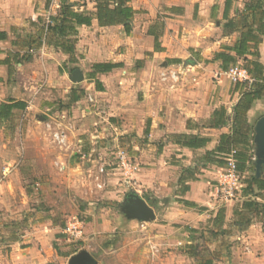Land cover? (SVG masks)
<instances>
[{
	"label": "crops",
	"instance_id": "0c3cea01",
	"mask_svg": "<svg viewBox=\"0 0 264 264\" xmlns=\"http://www.w3.org/2000/svg\"><path fill=\"white\" fill-rule=\"evenodd\" d=\"M20 1L24 0H0V32L7 35L0 39V104L14 100L27 103V107L14 110L12 118L1 123L2 132L14 128L15 140L20 141L22 127L33 124L29 120L32 110L35 120L46 121L35 112L45 110L53 112L46 121L50 130L62 134L65 144L70 139L74 150L79 146V150L88 152L97 139L110 136L112 142L127 140L139 166L135 186L146 191L148 196L144 200L155 211L156 220L150 223L127 220L122 223L123 229L126 234L136 229L160 255L168 248L160 245H181L182 237H189L187 244H192L191 231L199 230L203 224L207 223L216 232L211 221L220 210H224L226 229L232 215L229 204L232 200H226L222 206L218 182L224 168L209 165L202 169L200 180L189 182V191L185 194L178 186L182 169L195 167L197 159L214 150L221 134L228 133L231 126L207 129L201 125L222 106L231 115L240 98L221 63L212 62L215 53L222 51L223 46L232 45L238 37L235 33L224 34L226 0H132L131 5L137 11L132 34L128 37L123 26L101 28L96 20L90 27H80L76 64L69 62L68 55L46 46L29 49L34 46L40 20L46 24L56 16L61 0H51L49 4L48 0H27L36 4L27 13L16 12ZM70 1L77 5L76 10L95 11L94 3L88 0ZM29 15L31 21H27ZM156 38L161 51L155 50ZM259 52L260 62L264 64V41ZM28 54L32 58L20 63ZM86 62L91 65L87 75L80 69L84 80L71 82L69 76L73 71L63 70L62 65L79 66ZM100 63L122 64V67L93 78L92 67ZM72 97L77 98L75 103H70ZM259 103L248 113L249 121ZM181 134L200 135L210 138L211 142L199 150L182 148L172 140V136ZM91 152L82 153L90 157L89 163L84 161L82 165L88 172L95 170L98 157L105 154L101 149L94 156ZM17 158H20L17 163L9 164L13 168L4 178V190L10 186L13 190L22 174L20 165L27 157L20 152ZM170 173L177 179L175 186L170 182ZM111 177L107 178V185L111 187L109 199L119 201L117 195L123 190ZM180 199L190 205L176 201ZM119 221L116 220L121 225ZM103 227L109 229L107 223ZM61 230L50 221L28 231L21 236L24 241L7 244L2 264L55 261L59 253L55 254L54 249L58 252V248L54 245L57 246L55 242ZM139 250L144 255L152 251L146 246ZM164 261L161 259L160 264H165Z\"/></svg>",
	"mask_w": 264,
	"mask_h": 264
},
{
	"label": "rangeland",
	"instance_id": "374dc122",
	"mask_svg": "<svg viewBox=\"0 0 264 264\" xmlns=\"http://www.w3.org/2000/svg\"><path fill=\"white\" fill-rule=\"evenodd\" d=\"M246 1L233 0L232 17L236 16V11L244 8ZM34 7H36L35 3L32 5L27 0L20 1L16 12H32L31 9ZM26 18L27 21L32 20L31 15ZM221 22L223 23V20ZM90 65L91 63L88 62L79 63V67L69 63V65L63 64L62 69L68 72L77 67L87 75ZM40 68L44 69L42 66ZM35 112L38 113V117L47 120L48 115L53 113L45 110L42 112L35 110ZM262 115H264V101H261L257 111L251 114V124L255 125ZM33 116L32 110L29 120L33 121V124L31 127L27 124L22 127L20 141L15 140L14 128L12 130L6 128L2 132L0 123V263H3L2 259L8 250V243L12 240L24 241L22 235L25 236L28 231L51 221L59 225L62 230L57 236L59 240L55 242L58 252L54 249L55 254L59 253V258L49 264H68L70 257L83 250L87 251L97 264H160L161 259H165V264H199L204 259H213L214 264H264V217L260 216L244 232H238L230 226L235 219L233 211L239 210L244 201L242 189L229 203L232 215L226 222L227 234L211 231L206 223L195 234L196 240H192L197 248V258L187 254L189 237H182L181 245L173 246L174 243L160 245L164 249L168 247L167 252L164 251V254L160 255L152 249L150 241L136 229H131L132 232L126 234L122 225L123 222H127L120 210L126 195L136 192L144 198L148 196L146 191L138 186L125 187L120 176L114 173L115 175L110 177L117 180L119 188L123 191L117 195L119 201L110 200L108 195L110 185L103 191L96 189L90 178L92 172H88L82 166L84 161L88 162L89 157L83 160L80 154L90 153L93 150L91 154L94 156L95 153L98 154L99 149L104 150L105 154L98 157V165L105 164L109 169L116 165L115 157L119 149H125L134 161L132 152L135 151L129 146L128 141L112 142L110 136L97 139L93 147L90 145L92 148L88 152L84 149L79 150V146L74 150L75 145H72L70 139L66 144L65 141H57L56 135L60 134L53 129L50 130L47 120L38 121ZM20 152L27 157L20 165L22 174L16 179L13 190L11 186L4 190L2 188L6 181L3 176L4 168L9 164L17 163ZM261 172L263 176L260 177H264V167ZM169 176L171 184L175 186L177 184L175 175L170 173ZM219 196L223 199L222 206H224L226 200L222 194ZM73 218H79L85 224L84 240L76 243L70 242L63 233L65 225ZM117 219L120 220L121 225L117 224ZM104 223L109 225V229L103 227ZM113 228L116 230L113 231ZM139 235L142 236L141 239ZM144 246L152 250L148 255H144V252L139 250Z\"/></svg>",
	"mask_w": 264,
	"mask_h": 264
},
{
	"label": "trees",
	"instance_id": "16d2710c",
	"mask_svg": "<svg viewBox=\"0 0 264 264\" xmlns=\"http://www.w3.org/2000/svg\"><path fill=\"white\" fill-rule=\"evenodd\" d=\"M51 0H48V4ZM87 1V0H86ZM94 3L95 11L87 9L76 10L77 5L70 0H61V7L56 16L50 18L49 23L39 22V32L34 46L29 49H40L44 46L52 48L69 56L71 64L77 63L76 45L78 43V29L80 27L92 26L96 20L101 28L123 26L126 35L129 37L133 30V20L137 11L133 9L132 0H88ZM233 0L225 1L223 13L224 34H237L238 37L232 45L222 47V51L214 54L212 62H220L222 69L226 72L234 65H240L246 69L253 79L251 84H233L234 92L239 93L240 98L233 108L232 114L222 106L215 110L211 118L201 126L207 129H220L230 126L228 133L221 134L218 146L207 151L196 161L195 167H185L178 179V186L181 193L189 191L188 183L200 180L201 170L209 165L224 168L228 157L234 152L237 167L242 175V202L239 210L235 211V219L231 224L238 232L248 230L253 222L260 216L264 217V179L256 175V160L254 156L255 125H252L248 113L257 101H264V64L260 62L259 47L264 41V0H247L242 10L236 11V16L231 17ZM7 37L5 32H0V39ZM156 38V51L162 48ZM30 54L20 60L29 61ZM122 64L100 63L95 64L91 73L95 78L97 74L109 73L114 69L121 68ZM76 68L70 70L74 71ZM77 98L72 97L70 103H75ZM27 103L10 100L0 104V123L8 121L13 116V111L25 110ZM262 115L260 118H262ZM259 118V119H260ZM258 119V120H259ZM172 140L182 148L199 150L206 148L211 142L210 138L200 135L181 134L172 136ZM188 204L184 200H176ZM217 233L227 234L224 229V210H220L211 221ZM199 230H192V240H196L195 234ZM18 240H12L16 242ZM57 249V246L54 245ZM196 246L189 244L187 254L197 258ZM213 259H204L199 264H214Z\"/></svg>",
	"mask_w": 264,
	"mask_h": 264
},
{
	"label": "built area",
	"instance_id": "2783aa9c",
	"mask_svg": "<svg viewBox=\"0 0 264 264\" xmlns=\"http://www.w3.org/2000/svg\"><path fill=\"white\" fill-rule=\"evenodd\" d=\"M49 22L50 20L47 21V23ZM30 53H35V50H30ZM225 76L232 84H251L253 82V79L249 75L248 71L238 64L230 67L229 70L225 72ZM56 139L59 142H63L64 136L62 134L56 135ZM80 156L83 160L87 159V154H80ZM115 160L116 165L111 167L112 169H109V166L105 164H100L95 167L94 171H91L92 173L90 174V178L92 179L93 185L96 189L100 191L105 190L108 186L107 178L114 173L120 176V180L123 182L125 187L134 188L136 182L135 175L139 170L138 165H136L132 158H130L125 149L118 150ZM226 162V166L224 167L218 182V192L223 195L225 200H233L236 193L243 187V177L238 170L237 162L234 158V152L228 157ZM12 168L13 166H7L5 168L3 171L4 178L12 172ZM63 233L67 236L70 242L76 243L84 240L85 224L83 220L79 218L71 219L65 225Z\"/></svg>",
	"mask_w": 264,
	"mask_h": 264
},
{
	"label": "water",
	"instance_id": "95a60500",
	"mask_svg": "<svg viewBox=\"0 0 264 264\" xmlns=\"http://www.w3.org/2000/svg\"><path fill=\"white\" fill-rule=\"evenodd\" d=\"M73 83H80L84 80V75L80 69H76L69 76ZM255 157L256 173L260 176L264 165V117L260 118L255 125ZM121 213L127 220H136L140 223H150L156 220V214L147 202L136 192L126 195L121 208ZM68 264H97L92 256L85 250L70 257Z\"/></svg>",
	"mask_w": 264,
	"mask_h": 264
}]
</instances>
